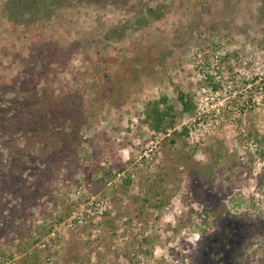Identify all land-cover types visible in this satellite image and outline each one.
<instances>
[{
  "label": "rangeland",
  "instance_id": "obj_1",
  "mask_svg": "<svg viewBox=\"0 0 264 264\" xmlns=\"http://www.w3.org/2000/svg\"><path fill=\"white\" fill-rule=\"evenodd\" d=\"M4 2L0 84L33 70L37 94H78L86 122L49 168L25 139L10 144L23 160L0 155V264H224L217 213L250 225L233 260L264 264V0H73L26 25ZM52 43L70 57L29 66ZM163 96L176 122L154 134L142 119Z\"/></svg>",
  "mask_w": 264,
  "mask_h": 264
},
{
  "label": "trees",
  "instance_id": "obj_2",
  "mask_svg": "<svg viewBox=\"0 0 264 264\" xmlns=\"http://www.w3.org/2000/svg\"><path fill=\"white\" fill-rule=\"evenodd\" d=\"M78 1H85L91 5L99 4V6L123 4L121 2L123 0ZM130 2L131 0H125L126 4ZM72 5L73 0H5L3 12L11 21L26 25L30 16H32V21L39 20L50 17L53 12L60 8L71 7ZM42 14H44V17ZM48 47V52L41 53L39 57L36 56L29 63V66L31 63H35L33 65L35 68H44L46 65L44 66L41 62L42 56H45L46 60L57 62L70 57L71 50L67 54L53 43ZM34 73L33 70H27L25 73L17 74L11 81L0 84V125L8 131L7 140H3V147L7 150L2 151L0 149V155L9 153L14 159L23 160L22 148L10 145L11 141L21 139L26 141L23 152L27 149V156L29 155L30 159L34 158V160H37L41 158L43 160L42 163L46 161L53 163L54 160H57L58 153L65 154L66 149L69 147H72L71 152H73V155L74 153L78 154L82 145L81 129L86 122L85 112L82 107L83 100L78 94L64 99L54 98L48 93L37 94L31 88V80ZM10 91L14 93V96L10 99H5L4 97ZM177 100L184 112L189 113L194 110V97L190 92L179 89ZM142 122L148 125L154 134H166L167 130L172 128L176 122L175 106L169 102L167 96L150 100L147 102ZM186 132V128H184L180 134H185ZM52 138L55 139V144L52 143ZM39 140H44L46 145L49 146L54 144V150L47 151L45 143L44 145H37ZM34 160L31 162L33 165ZM15 165L20 166V162L18 160L15 161ZM2 198L4 196H1ZM0 204L2 205L3 201ZM216 216L219 218L220 223L217 230L213 232V250L215 253H231L227 254L230 257L228 262L239 264L233 260V257L236 256L238 250H244L246 231L250 230V225L243 223V221L231 216L229 213L225 215L217 213ZM240 222L242 225H240ZM214 254L213 256H215ZM34 257L33 254L29 253L27 257H24V260H34ZM228 262L224 264H229Z\"/></svg>",
  "mask_w": 264,
  "mask_h": 264
},
{
  "label": "clouds",
  "instance_id": "obj_3",
  "mask_svg": "<svg viewBox=\"0 0 264 264\" xmlns=\"http://www.w3.org/2000/svg\"><path fill=\"white\" fill-rule=\"evenodd\" d=\"M193 242H195V239L193 240Z\"/></svg>",
  "mask_w": 264,
  "mask_h": 264
},
{
  "label": "built area",
  "instance_id": "obj_4",
  "mask_svg": "<svg viewBox=\"0 0 264 264\" xmlns=\"http://www.w3.org/2000/svg\"><path fill=\"white\" fill-rule=\"evenodd\" d=\"M167 133L169 134V132H167ZM167 133H166V134H167Z\"/></svg>",
  "mask_w": 264,
  "mask_h": 264
}]
</instances>
